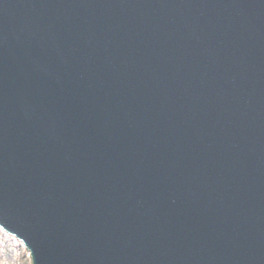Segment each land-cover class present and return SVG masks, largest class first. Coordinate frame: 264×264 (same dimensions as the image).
<instances>
[{
  "label": "water",
  "instance_id": "obj_1",
  "mask_svg": "<svg viewBox=\"0 0 264 264\" xmlns=\"http://www.w3.org/2000/svg\"><path fill=\"white\" fill-rule=\"evenodd\" d=\"M0 225L34 264H264V0H0Z\"/></svg>",
  "mask_w": 264,
  "mask_h": 264
},
{
  "label": "rangeland",
  "instance_id": "obj_2",
  "mask_svg": "<svg viewBox=\"0 0 264 264\" xmlns=\"http://www.w3.org/2000/svg\"><path fill=\"white\" fill-rule=\"evenodd\" d=\"M4 260V264H15V259L13 260V259H3Z\"/></svg>",
  "mask_w": 264,
  "mask_h": 264
},
{
  "label": "bare ground",
  "instance_id": "obj_3",
  "mask_svg": "<svg viewBox=\"0 0 264 264\" xmlns=\"http://www.w3.org/2000/svg\"><path fill=\"white\" fill-rule=\"evenodd\" d=\"M10 241H11V239H9V240L7 241L8 246H11V244H12V243H11L12 241H11V242H10ZM4 249H7V248L4 246Z\"/></svg>",
  "mask_w": 264,
  "mask_h": 264
}]
</instances>
